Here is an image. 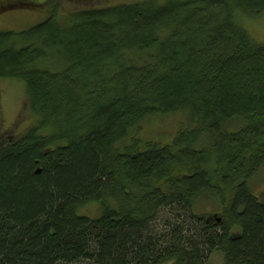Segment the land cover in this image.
<instances>
[{
	"label": "trees",
	"instance_id": "obj_1",
	"mask_svg": "<svg viewBox=\"0 0 264 264\" xmlns=\"http://www.w3.org/2000/svg\"><path fill=\"white\" fill-rule=\"evenodd\" d=\"M38 0H0V12ZM264 0H140L0 33L36 125L0 140V264H264ZM189 125L163 146L153 117ZM143 141H145L143 139ZM200 199L221 214L195 211ZM95 205L99 216L83 211Z\"/></svg>",
	"mask_w": 264,
	"mask_h": 264
},
{
	"label": "rangeland",
	"instance_id": "obj_2",
	"mask_svg": "<svg viewBox=\"0 0 264 264\" xmlns=\"http://www.w3.org/2000/svg\"><path fill=\"white\" fill-rule=\"evenodd\" d=\"M140 0H38L42 5L33 9L17 8L0 12V33H22L44 23L54 9L62 14H69L79 9H105L122 4H134ZM253 40L264 44V17L256 19L244 18L239 21ZM36 119L31 115L27 105L26 89L24 84L13 80L0 81V140L18 138L36 125ZM189 125L185 114L170 115L167 117H153L146 120L138 138L142 143L156 142L163 146L171 144L178 132ZM143 139L145 141H143ZM250 187L253 193L264 201V167L251 180ZM195 211L206 217L221 214V206L217 201L200 199ZM83 215L91 218L99 216V209L95 205L87 207ZM211 264H224L221 254H213ZM171 264V263H169Z\"/></svg>",
	"mask_w": 264,
	"mask_h": 264
}]
</instances>
